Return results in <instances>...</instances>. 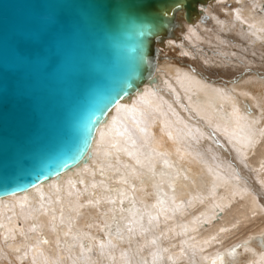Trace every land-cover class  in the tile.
Segmentation results:
<instances>
[{
    "label": "bare ground",
    "instance_id": "obj_1",
    "mask_svg": "<svg viewBox=\"0 0 264 264\" xmlns=\"http://www.w3.org/2000/svg\"><path fill=\"white\" fill-rule=\"evenodd\" d=\"M198 9L178 13L154 82L111 109L86 163L0 198V264H264V74L213 81L162 56L193 58L207 36L205 64H257L264 0Z\"/></svg>",
    "mask_w": 264,
    "mask_h": 264
},
{
    "label": "water",
    "instance_id": "obj_2",
    "mask_svg": "<svg viewBox=\"0 0 264 264\" xmlns=\"http://www.w3.org/2000/svg\"><path fill=\"white\" fill-rule=\"evenodd\" d=\"M191 0L182 20L199 16ZM124 0H0V198L86 163L97 127L154 82L178 13Z\"/></svg>",
    "mask_w": 264,
    "mask_h": 264
},
{
    "label": "rangeland",
    "instance_id": "obj_3",
    "mask_svg": "<svg viewBox=\"0 0 264 264\" xmlns=\"http://www.w3.org/2000/svg\"><path fill=\"white\" fill-rule=\"evenodd\" d=\"M217 8H215V10H217ZM218 13L216 14H221L220 11L217 10ZM198 24H200L204 29H206L205 31H209V28L211 26V19L208 16V14H202V16H200V18L198 19ZM210 25V26H209ZM203 31V32H205ZM207 36H204L203 41L200 40L198 42V45H194L195 47V57H189L185 54H180L178 51H175L174 49H170V48H165L164 52H163V57H168L170 58V61H175L176 59H180V60H184V64H186L187 66H191L194 69L198 70L202 75H204L207 79L209 80H213V81H228L231 78H234L238 75H240L241 73H243L245 70L247 69H255L258 70L260 72H262L264 74V52H257V54H260L261 58L258 59L257 64H247L244 63L243 66L240 65H235V64H221V61L219 59L215 60L218 61L220 63H213L212 64H205L203 62V60L201 59L200 56H202L200 53L202 54H206L205 56H210L212 57V55H208V53H212L214 52V49L210 48L212 47V44H209L206 41ZM231 42H233V44H235V46H242L243 43H241L240 40L236 39V37L231 36L230 37ZM238 40V41H237ZM206 42V43H205ZM207 46V47H206ZM209 48V49H208ZM194 52V53H195ZM198 53V54H197ZM180 54V55H179ZM245 56L247 55L248 57H250L248 54L249 53H243ZM193 55V54H192ZM257 57V56H255ZM201 60V61H200ZM248 61V59H240V58H236L233 59L232 62H245ZM249 63V62H248ZM219 64V65H218ZM255 196L258 198L260 204H262L263 208H264V195L261 192H256ZM257 245V244H256Z\"/></svg>",
    "mask_w": 264,
    "mask_h": 264
},
{
    "label": "snow or ice",
    "instance_id": "obj_4",
    "mask_svg": "<svg viewBox=\"0 0 264 264\" xmlns=\"http://www.w3.org/2000/svg\"><path fill=\"white\" fill-rule=\"evenodd\" d=\"M124 2L137 8L152 6L151 11L154 15L149 23L156 28L165 17L175 16L177 12H187L191 0H124Z\"/></svg>",
    "mask_w": 264,
    "mask_h": 264
}]
</instances>
